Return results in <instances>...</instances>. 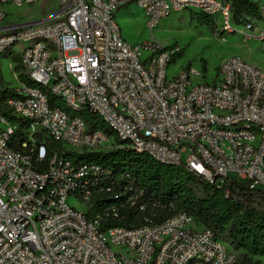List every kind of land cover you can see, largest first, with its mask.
Masks as SVG:
<instances>
[{
	"label": "built area",
	"instance_id": "obj_1",
	"mask_svg": "<svg viewBox=\"0 0 264 264\" xmlns=\"http://www.w3.org/2000/svg\"><path fill=\"white\" fill-rule=\"evenodd\" d=\"M40 1L0 0V60L17 50L19 75L34 84L20 81L5 102L24 126L0 116V264H237V253L187 214L105 228L127 208L145 212L144 192L125 175L68 156L132 150L218 188L236 179L264 192V71L233 56L215 84H195V69L169 79L180 49L132 46L116 20L121 7L136 5L153 31L171 13L192 10L234 33L230 5L55 0V19L29 27L8 11ZM253 1L260 19L240 32L264 42V0ZM53 143L60 149L50 150ZM73 195L90 208L72 207Z\"/></svg>",
	"mask_w": 264,
	"mask_h": 264
},
{
	"label": "trees",
	"instance_id": "obj_2",
	"mask_svg": "<svg viewBox=\"0 0 264 264\" xmlns=\"http://www.w3.org/2000/svg\"><path fill=\"white\" fill-rule=\"evenodd\" d=\"M221 1L230 5L237 26L260 19L259 4L253 0ZM191 19L211 30L215 28L214 20L204 14L192 12ZM183 54L184 51L180 50L175 58L182 57ZM15 69L19 73L22 71L20 66ZM20 81L34 86L24 73L20 75ZM16 97V90L6 86L0 65V116L24 126L25 123L12 116L11 111L5 107L8 99ZM50 103L66 110L54 98L50 99ZM100 128L104 129L102 125ZM15 148L20 149L19 146ZM57 149H60V145L53 143L50 150ZM68 156L74 164L81 161L97 163L111 169L115 176L125 175L126 183L130 181L144 192L143 200L147 205L145 212L127 208L120 220L112 221L105 228H138L144 224L145 218L160 224L183 213L192 217L201 228L211 230L235 252L242 251L244 254L237 264H262L255 258H264L263 191L251 190L247 183L236 179L228 180L223 188H218L183 167L165 166L132 150L81 155L70 153ZM98 207L97 202L94 211Z\"/></svg>",
	"mask_w": 264,
	"mask_h": 264
},
{
	"label": "rangeland",
	"instance_id": "obj_3",
	"mask_svg": "<svg viewBox=\"0 0 264 264\" xmlns=\"http://www.w3.org/2000/svg\"><path fill=\"white\" fill-rule=\"evenodd\" d=\"M56 10L55 0H42L36 5L9 8L8 11L13 15L14 22L20 24L50 17ZM192 12H173L153 31L149 29L145 15L136 5L121 7L116 14V20L124 40L132 46L155 41L165 48L178 47L184 51L182 57L174 56L168 68L169 79L182 71L195 69L202 74L195 80V84H215L219 80L220 65L233 56L240 57L264 71V42L245 40L240 32L242 26L235 25L237 32L227 33L222 32L221 25L215 22V28L211 30L208 26L193 21ZM18 63L20 55L14 49L8 51L0 60L6 86L15 90L20 86V73L15 69ZM68 203L80 211L90 208V205L81 204L76 195L71 196ZM95 203L96 200L93 204ZM236 253L239 258L244 254L242 251ZM255 260L264 264V258Z\"/></svg>",
	"mask_w": 264,
	"mask_h": 264
},
{
	"label": "water",
	"instance_id": "obj_4",
	"mask_svg": "<svg viewBox=\"0 0 264 264\" xmlns=\"http://www.w3.org/2000/svg\"><path fill=\"white\" fill-rule=\"evenodd\" d=\"M56 16H50L41 20H37V21H33V22H28L26 24H22V27H29V26H37V25H41V24H45L47 22H50L52 20L55 19Z\"/></svg>",
	"mask_w": 264,
	"mask_h": 264
}]
</instances>
